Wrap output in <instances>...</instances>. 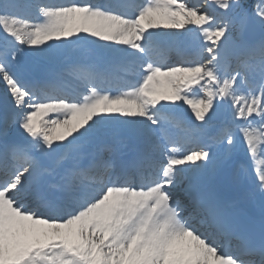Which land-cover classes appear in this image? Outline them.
Here are the masks:
<instances>
[{"label": "snow or ice", "instance_id": "6c2138e0", "mask_svg": "<svg viewBox=\"0 0 264 264\" xmlns=\"http://www.w3.org/2000/svg\"><path fill=\"white\" fill-rule=\"evenodd\" d=\"M0 264H264V0H0Z\"/></svg>", "mask_w": 264, "mask_h": 264}, {"label": "bare ground", "instance_id": "6f19581e", "mask_svg": "<svg viewBox=\"0 0 264 264\" xmlns=\"http://www.w3.org/2000/svg\"><path fill=\"white\" fill-rule=\"evenodd\" d=\"M190 3L195 2L193 0H189ZM186 53H190V49L187 50ZM185 53V54H186ZM172 57H174L175 59L173 60V62H175L177 60V56L175 53H173L171 56L168 57L169 61H172ZM168 61V62H169ZM242 156V153H241ZM252 183V181H247V180H241L238 184L239 189H242V191H240L238 194L244 193L245 191L248 190V188L250 187V184ZM249 207V205H247Z\"/></svg>", "mask_w": 264, "mask_h": 264}, {"label": "rangeland", "instance_id": "374dc122", "mask_svg": "<svg viewBox=\"0 0 264 264\" xmlns=\"http://www.w3.org/2000/svg\"><path fill=\"white\" fill-rule=\"evenodd\" d=\"M193 1H195V0H193Z\"/></svg>", "mask_w": 264, "mask_h": 264}]
</instances>
